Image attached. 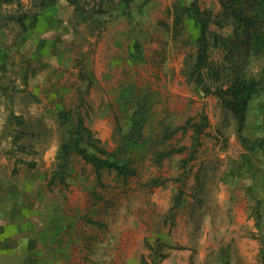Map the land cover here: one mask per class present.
<instances>
[{
  "label": "rangeland",
  "instance_id": "1",
  "mask_svg": "<svg viewBox=\"0 0 264 264\" xmlns=\"http://www.w3.org/2000/svg\"><path fill=\"white\" fill-rule=\"evenodd\" d=\"M101 1L0 0V264H264V54L198 0L205 91L193 0ZM242 77L239 133L217 91ZM78 135L124 168L63 154Z\"/></svg>",
  "mask_w": 264,
  "mask_h": 264
},
{
  "label": "trees",
  "instance_id": "2",
  "mask_svg": "<svg viewBox=\"0 0 264 264\" xmlns=\"http://www.w3.org/2000/svg\"><path fill=\"white\" fill-rule=\"evenodd\" d=\"M5 4L12 3L13 0H2ZM37 8H45L55 0H35ZM74 4H78L81 0H70ZM109 5H119L129 7L132 3L140 2L146 4L150 0H102ZM101 1V2H102ZM221 7V16L227 22H230L233 27V35L227 38L226 41L233 44L234 50L244 57H259L264 54V0H218ZM102 7V4H97ZM79 7V6H78ZM186 13L194 19L199 28L198 49L192 67V76L194 81L200 87L207 91L204 83L205 70H210L212 67L207 56L208 51V27L211 22L210 15L207 11H201L198 7V0H193L188 7L181 8L180 15L176 17V24L180 22V17ZM35 13L33 17H37ZM27 15L20 16L16 19L19 22H24ZM196 76V77H195ZM260 83L246 77L234 79L231 86L225 90L218 89L219 98L224 100V104L232 112L238 124V132L241 133L246 120V109L249 98L258 92ZM78 135L72 142H69L63 147V154H68L70 150L81 156L86 162L92 164L97 171L114 169L121 171L124 166L117 163L99 159L98 157L89 154L85 148L81 147L77 139ZM239 138L245 144V139L241 135ZM74 142V143H73Z\"/></svg>",
  "mask_w": 264,
  "mask_h": 264
}]
</instances>
